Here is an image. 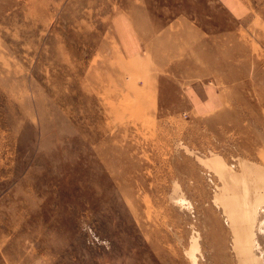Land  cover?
Returning a JSON list of instances; mask_svg holds the SVG:
<instances>
[{
	"label": "rangeland",
	"instance_id": "obj_1",
	"mask_svg": "<svg viewBox=\"0 0 264 264\" xmlns=\"http://www.w3.org/2000/svg\"><path fill=\"white\" fill-rule=\"evenodd\" d=\"M226 1L0 0V264H241L199 157L264 181V0Z\"/></svg>",
	"mask_w": 264,
	"mask_h": 264
},
{
	"label": "bare ground",
	"instance_id": "obj_2",
	"mask_svg": "<svg viewBox=\"0 0 264 264\" xmlns=\"http://www.w3.org/2000/svg\"><path fill=\"white\" fill-rule=\"evenodd\" d=\"M199 158L213 167L221 177H223L224 188L222 186L220 189L222 193L227 195V202L224 208H227L228 222H230L233 229L235 251L239 254L241 264L254 263L256 258L252 253V246L254 245L252 221L260 208L258 201L262 200L264 196L263 179L260 178L261 176H256L252 184L254 187H252V185H247L245 181L244 188L239 191L238 182L240 178H238L236 172L232 171L231 167H229L222 158L217 155ZM230 194H234L233 197H231ZM236 203L239 204L241 212L238 207H236ZM229 207L237 208L239 214H234L233 216L231 211L228 210ZM231 210L233 211V209ZM192 260L193 263L196 264L195 258L192 257Z\"/></svg>",
	"mask_w": 264,
	"mask_h": 264
},
{
	"label": "crops",
	"instance_id": "obj_3",
	"mask_svg": "<svg viewBox=\"0 0 264 264\" xmlns=\"http://www.w3.org/2000/svg\"><path fill=\"white\" fill-rule=\"evenodd\" d=\"M226 1V0H225ZM228 3V1H226ZM229 5L233 6V2L229 1ZM191 41V38L189 39ZM191 43V42H189ZM143 48H141L139 51L141 52ZM212 50L205 48L204 50H200V58L197 61V54L194 56L190 54V64H189V70L191 73H198L201 75H206L207 73L211 74L212 68H213V58H212ZM194 61H193V60ZM204 61V62H202ZM206 77V76H205ZM200 81H197L192 86V95L193 97L202 103L209 102L212 99V88L210 86L211 80L204 79H198ZM210 83V84H209Z\"/></svg>",
	"mask_w": 264,
	"mask_h": 264
}]
</instances>
